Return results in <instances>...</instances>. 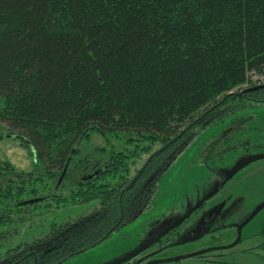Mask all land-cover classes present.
Segmentation results:
<instances>
[{
	"label": "trees",
	"instance_id": "obj_1",
	"mask_svg": "<svg viewBox=\"0 0 264 264\" xmlns=\"http://www.w3.org/2000/svg\"><path fill=\"white\" fill-rule=\"evenodd\" d=\"M263 69L264 0H0V119L33 159L25 171L0 154V248L52 249L53 262L100 242L151 203L197 129L264 103V85H246ZM232 131L205 157L224 176ZM93 134L105 143L84 153ZM93 200L87 216L10 240L32 205Z\"/></svg>",
	"mask_w": 264,
	"mask_h": 264
},
{
	"label": "rangeland",
	"instance_id": "obj_2",
	"mask_svg": "<svg viewBox=\"0 0 264 264\" xmlns=\"http://www.w3.org/2000/svg\"><path fill=\"white\" fill-rule=\"evenodd\" d=\"M7 127V123L0 119V154L11 159L19 168L25 171L31 170L33 159L30 152L19 140L8 136L10 133ZM229 129L233 130L230 140L237 141L236 144H239L235 150V157L226 162L229 169L243 157L264 153V103L247 104L245 108H240L228 115L224 121L197 129L193 138L186 142L160 175L157 191L151 203L132 222L116 230L95 248H121L124 242L122 239L137 237L143 230L159 225L160 221L175 219L198 198L205 195L206 183L211 180L212 171H214L211 170V166L221 165V160L217 163L214 159L205 160V157L210 156L208 145L219 133ZM112 141L116 148L123 147V140ZM104 143L101 136L93 134L89 140L82 141L81 146L85 153L87 151L85 149L92 150L94 146L104 145ZM224 158L227 160L229 156ZM97 206V200L61 207H47L44 203L32 205L33 213L28 217L29 220L25 225H20L18 233L10 237V240L14 244L33 241L45 235L53 224L75 221L77 218L90 214ZM220 208L221 210L229 209L227 214L237 218L238 221L252 218L253 222L259 223L258 229L264 230V158L248 164L231 179L225 180L222 190L218 189L216 195L208 199L203 207L192 214V217L213 216L212 220H214L217 216L224 214ZM190 221L188 219V222L180 228L185 227L182 236L194 231L198 232L204 227L200 224L188 225ZM147 223H151L148 228H146ZM4 243L5 246L0 249L7 248V240ZM188 245L189 243H183L171 248H185Z\"/></svg>",
	"mask_w": 264,
	"mask_h": 264
},
{
	"label": "flooded vegetation",
	"instance_id": "obj_3",
	"mask_svg": "<svg viewBox=\"0 0 264 264\" xmlns=\"http://www.w3.org/2000/svg\"><path fill=\"white\" fill-rule=\"evenodd\" d=\"M219 172L220 169L217 172L216 169L212 171L211 180L206 183L205 195L198 198L184 213H180L175 219L160 221L161 224L154 227L151 223H147L146 228L151 227L143 230L137 237L122 239L124 242L121 248H95V246L119 228L132 222L137 215L115 228L99 243L78 250L68 257L51 262L49 253L52 249L29 245L19 249H0V264H112L135 251L139 252L121 264H264V230L258 229L259 223L253 222L252 218L238 221L237 218L227 214L229 210L227 208L224 210L220 208L224 214L214 220H212L213 216L192 217L194 212L205 205L208 199L200 207H196L204 197L212 192L216 195L218 189L222 190L223 182L231 179L228 177L229 173L224 176ZM193 209L195 210L181 224L161 236L163 230ZM188 219L191 220L188 225L200 224L204 227L198 232L194 231L182 236L185 227L180 228L188 222ZM183 243H189L188 247L171 248Z\"/></svg>",
	"mask_w": 264,
	"mask_h": 264
},
{
	"label": "water",
	"instance_id": "obj_4",
	"mask_svg": "<svg viewBox=\"0 0 264 264\" xmlns=\"http://www.w3.org/2000/svg\"><path fill=\"white\" fill-rule=\"evenodd\" d=\"M262 158H264V153H262V154H256V155H252V156L250 155V156H248V157H244V158H242L238 163H236V164L230 169L229 174H228V177H229V178L232 177V176H233L234 174H236L240 169H242V168H244L245 166H247L248 164H250V163H252V162H254V161H257V160H259V159H262ZM92 177H93V174H92V175H89L88 178H92ZM132 184H133V183H132ZM213 194H214V192H212V193H210L209 195H207L206 197H204L203 200H201V202H200L196 207H197V208L200 207L201 204H202L203 202H205L207 199H209ZM38 200H40V198L30 199V200H28V201H26V202H30V203H32V202H35V201H38ZM194 210H195V209H193L190 213L186 214V215L183 216L181 219H179V220H177L176 222L172 223L169 227H167L165 230H163L161 236L164 235L165 233H167L168 231L174 229V228L177 227L179 224H181L182 221H183L186 217H188L189 215H191V213H192ZM112 231H113V230H111V231L106 235V237H107L108 235H110V233H111ZM103 239H104V238H103ZM103 239H102V240H103ZM97 243H99V242H97ZM97 243H95V244H97ZM95 244H93V245H91V246H94ZM138 252H139V251H135V252H133V254L128 255V256H126V257H124V258H122V259L116 260V261L113 262L112 264H121L122 262H125L126 260H129L134 254H136V253H138Z\"/></svg>",
	"mask_w": 264,
	"mask_h": 264
},
{
	"label": "built area",
	"instance_id": "obj_5",
	"mask_svg": "<svg viewBox=\"0 0 264 264\" xmlns=\"http://www.w3.org/2000/svg\"><path fill=\"white\" fill-rule=\"evenodd\" d=\"M264 84V69L262 71L252 70L250 72V83L246 85H263Z\"/></svg>",
	"mask_w": 264,
	"mask_h": 264
},
{
	"label": "bare ground",
	"instance_id": "obj_6",
	"mask_svg": "<svg viewBox=\"0 0 264 264\" xmlns=\"http://www.w3.org/2000/svg\"><path fill=\"white\" fill-rule=\"evenodd\" d=\"M264 85V84H263Z\"/></svg>",
	"mask_w": 264,
	"mask_h": 264
}]
</instances>
